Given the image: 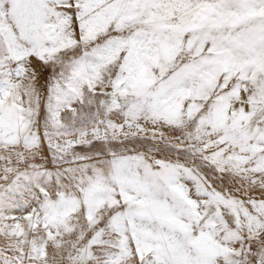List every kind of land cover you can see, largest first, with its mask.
Returning <instances> with one entry per match:
<instances>
[{
    "label": "snow or ice",
    "instance_id": "1",
    "mask_svg": "<svg viewBox=\"0 0 264 264\" xmlns=\"http://www.w3.org/2000/svg\"><path fill=\"white\" fill-rule=\"evenodd\" d=\"M0 264H264V0H0Z\"/></svg>",
    "mask_w": 264,
    "mask_h": 264
}]
</instances>
